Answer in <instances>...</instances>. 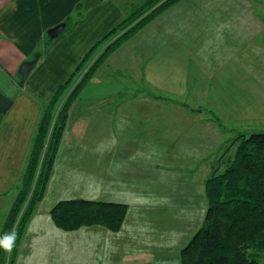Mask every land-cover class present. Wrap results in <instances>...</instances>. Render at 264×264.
Returning a JSON list of instances; mask_svg holds the SVG:
<instances>
[{
    "label": "crops",
    "instance_id": "obj_1",
    "mask_svg": "<svg viewBox=\"0 0 264 264\" xmlns=\"http://www.w3.org/2000/svg\"><path fill=\"white\" fill-rule=\"evenodd\" d=\"M141 2L0 0V245L36 136L40 100L50 101L98 38ZM69 18L77 21L73 28L48 44L20 87L22 64ZM235 34L243 35L234 47ZM258 34H264V0H181L114 51L70 109L54 172L18 241L15 264H181L182 249L205 224V182L226 137L264 116V87L257 82L263 77L250 76L259 54L248 37ZM239 45L254 57L243 63V74L232 60ZM207 57L223 73L239 74L228 77L222 92L218 62L209 65ZM207 90L224 98L208 102ZM165 99L186 103L169 116L153 107ZM207 102L221 123L240 130L224 123L218 130L195 116L201 110L193 105ZM65 200L125 205L126 217L118 232L101 225L64 231L51 210Z\"/></svg>",
    "mask_w": 264,
    "mask_h": 264
},
{
    "label": "trees",
    "instance_id": "obj_2",
    "mask_svg": "<svg viewBox=\"0 0 264 264\" xmlns=\"http://www.w3.org/2000/svg\"><path fill=\"white\" fill-rule=\"evenodd\" d=\"M179 1L142 0L107 34L115 37L105 47L98 49L95 42L50 101L40 100L42 113L36 136L1 235L0 264L9 250L8 264L16 262L18 241L44 199L75 99L114 51ZM67 21L68 25L72 19ZM50 42L53 41L48 37L41 52L36 53L40 54L39 60ZM75 80L78 81L74 90L64 99ZM61 102L64 103L58 110ZM231 147H235V153L230 163L223 170L218 166L205 182V224L182 249L181 264H264V132L240 134ZM225 155L227 151L220 161H224ZM126 211L125 205L116 203L65 200L53 207L51 217L64 231L101 225L118 232Z\"/></svg>",
    "mask_w": 264,
    "mask_h": 264
},
{
    "label": "rangeland",
    "instance_id": "obj_3",
    "mask_svg": "<svg viewBox=\"0 0 264 264\" xmlns=\"http://www.w3.org/2000/svg\"><path fill=\"white\" fill-rule=\"evenodd\" d=\"M139 1V0H138ZM125 3V2H124ZM124 3H122V5H125ZM141 5V4H140ZM128 13L130 12V11H132V9H128V8H126L125 9ZM75 22H77L76 21V19L75 18H73L72 19V22H70V24H68V25H66V28H65V31L66 30H70V29H72L73 28V26L75 25ZM113 29V28H112ZM111 29V30H112ZM110 30V31H111ZM142 30V29H141ZM65 31H64V33H65ZM110 31H105L106 33H103V35H101V37L100 38H98V40L96 41V42H98V49H101V48H103V47H105L106 46V44L107 43H109L114 37L112 36V35H110V36H108L107 34L110 32ZM63 34V33H62ZM252 35H253V33H251ZM243 34H240V35H238V34H235V36H233V38H232V41H233V43H234V47H235V41H234V39H235V37L236 36H242ZM259 35H264V34H258L257 36H259ZM257 36H249L248 37V39H249V41H251V40H253V41H251L252 42V45H254V51L255 52H257L258 54H259V57H258V59H257V63L256 64H254L253 65V67H254V69H255V71L254 72H250V76L251 77H263V78H259V80L257 81L258 83H260L259 85L260 86H263L264 87V67H262V62L261 61H259V59H261V57H263V59H264V49L263 48H261V47H258L257 45H256V43H258L259 45H264V37H262V36H259V37H257ZM257 37V38H256ZM256 38V39H255ZM57 39V38H56ZM228 40H230L231 39V37H228L227 38ZM243 43H244V41H243ZM121 47V46H120ZM253 46H251V47H249V48H252ZM243 47L241 46V45H239L238 47H237V49L233 52V54H234V56L232 57V60H233V62L234 63H240V64H242L240 67H239V70H241L240 71V73L241 74H243V72L246 70V66H245V64H243V63H245L246 62V60L248 59L250 62H251V60H252V58H254L253 56H251V58H247V56H245L244 54H242L241 52H242V49ZM40 49H41V47H40ZM257 50V51H256ZM249 52H251L250 50H249ZM251 54H253V52L251 53ZM208 59H210V61H209V65H210V62L212 61L213 63H216V61L218 62V64H217V67H218V72H216V74H215V78H218V80H215V82H216V84H217V86H219L220 87V89H221V92H222V90H223V88H226V87H229L230 86V84H231V82H230V80H229V76H233V78H234V80H235V76H238L239 74L238 73H236V74H228V73H223L220 69H219V61L218 60H215L214 61V58L212 57H207ZM82 59V58H81ZM255 59H256V56H255ZM81 61V60H80ZM79 61V62H80ZM94 61V59L92 60V62ZM91 64V63H90ZM251 64V63H250ZM249 68H250V66H248V70H247V72H245V73H248V71H249ZM87 69H89V68H87ZM87 69L86 70H84V72L81 74V76L79 77V78H81L84 74H85V72L87 71ZM97 73V72H96ZM96 75V74H95ZM95 77V76H94ZM78 78V80H80ZM120 79V78H119ZM78 80H75V81H73V85H71V89H70V91H67V93H66V95L63 97L64 99H66L68 96H69V94H70V92L71 91H73L74 90V87L76 86V84H77V81ZM211 83H212V81H211ZM235 83V82H234ZM236 85V84H235ZM112 86V85H111ZM117 87H118V85H117ZM138 87V86H137ZM101 89H104V87L102 86V88ZM91 91V93H92V95L94 96L95 94H94V91H92V90H90ZM218 91V90H217ZM214 92L215 91H212V90H207V93H208V99H207V101L209 102V101H212L213 102V100H217V98H219L220 97V95H221V97L222 98H224V93H222L221 94V92H220V94L219 95H217V98H214ZM137 95H140V93L139 92H137ZM157 95H155L154 94V97H156ZM79 97V96H78ZM77 97V98H78ZM62 98V99H63ZM76 98V99H77ZM75 99V100H76ZM75 102V101H74ZM186 103V99H175L174 100V103L172 102V100H170V99H165L164 101H160L159 103H157V104H153V107H158L159 108V112L161 113V114H168L169 116L171 115V114H173L174 112H176L175 110L176 109H178L177 108V104H179L178 106L179 107H182V104L183 103ZM206 103V105H205V107H202L201 105H199V106H196V105H193L194 107H193V109H196V110H201V113L200 114H195V116H202V117H204V118H206L209 122H211V123H213V124H215L216 125V128L218 129V130H222V128L224 127L223 126V124L222 123H224V122H220V120H219V118L217 117V116H219V114L217 113V111L215 110V108H213V107H210V106H207V105H210V103ZM64 102H61V105L58 107V110L60 109V107L62 106V104H63ZM73 105V104H72ZM242 106V105H241ZM72 107V106H71ZM192 107V106H191ZM233 110L234 109H236L237 107H238V105H236V104H233ZM244 109L245 108H247L246 106H242ZM261 107H264V106H261ZM183 108V107H182ZM71 109V108H70ZM214 111V113L213 112H211V111ZM69 113H70V111H69ZM191 113H193V112H191ZM264 113V112H263ZM71 114V113H70ZM224 125H226V126H229V125H231L233 128H235V129H237V130H240V128H241V126H238L237 128H236V123H233V124H225L224 123ZM250 125V124H249ZM231 126H230V128H231ZM229 127H226L225 128V132H227L228 130H231ZM242 128H244V130L246 131V132H240L239 133V131H233V132H235L234 133V137L232 138V136L230 135V134H228V136L229 137H226V140H225V142H224V145H223V149H224V152H226L227 151V155H225V157H224V161L222 162V161H219L215 166H214V168H213V170H211V172H210V176L208 177V179L213 175V173L215 172V170H216V168L219 166L220 168H221V170H223L226 166H227V164H229L230 163V161H231V159L233 158V155H234V153H235V147H231V145H232V143H233V141H234V139L236 138V137H238V135H240V134H250V133H254V132H256V133H262V132H264V116H260L259 117V119L257 120V121H255V123H252L250 126H245V127H242ZM224 129V128H223ZM238 132V133H237ZM227 133H231V132H227ZM232 138V139H231ZM226 148H225V147ZM222 150V149H221ZM221 150H219V152H218V154H220L221 153ZM220 160H221V158H220ZM207 179V180H208ZM206 180V181H207ZM74 187V186H73ZM75 188V187H74ZM207 200V199H206ZM192 206V205H191ZM186 209H185V212H187L188 211V208H190V205H189V207L188 206H186L185 207ZM207 208H208V203H207Z\"/></svg>",
    "mask_w": 264,
    "mask_h": 264
},
{
    "label": "water",
    "instance_id": "obj_4",
    "mask_svg": "<svg viewBox=\"0 0 264 264\" xmlns=\"http://www.w3.org/2000/svg\"><path fill=\"white\" fill-rule=\"evenodd\" d=\"M66 23H62L59 24L57 26H55L54 28L49 30L48 33V37L50 40H54L56 38H58L60 35H62V33H64L65 28H66ZM40 58V54L35 55V57L31 60L25 61L22 66L19 69V74H20V81H19V86L20 87H24L27 78H29L30 73L32 72V70L34 69V67L37 66V63L39 61Z\"/></svg>",
    "mask_w": 264,
    "mask_h": 264
}]
</instances>
